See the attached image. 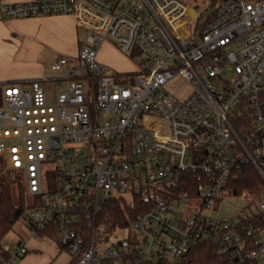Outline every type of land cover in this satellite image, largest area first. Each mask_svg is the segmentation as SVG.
<instances>
[{
    "label": "built area",
    "instance_id": "built-area-1",
    "mask_svg": "<svg viewBox=\"0 0 264 264\" xmlns=\"http://www.w3.org/2000/svg\"><path fill=\"white\" fill-rule=\"evenodd\" d=\"M195 2L0 3L9 17L71 14L87 31L78 53L51 61L48 73L0 81V159L25 177L31 236L46 233L70 264H179L202 241L228 264H264V226L241 231L208 213L244 164L264 178V0H203L214 10L194 21ZM107 39L136 70L98 61ZM239 195L264 220V191ZM114 199L145 208L112 220ZM28 251L24 239L2 246L0 264Z\"/></svg>",
    "mask_w": 264,
    "mask_h": 264
},
{
    "label": "crops",
    "instance_id": "crops-1",
    "mask_svg": "<svg viewBox=\"0 0 264 264\" xmlns=\"http://www.w3.org/2000/svg\"><path fill=\"white\" fill-rule=\"evenodd\" d=\"M19 1L28 0H0V3ZM82 31L71 14L9 17L4 7H0V81L48 73L50 62L61 54L78 53L82 39L87 36ZM104 53L100 48L98 57ZM27 227L19 229L20 241L24 239L29 250L19 264L71 263V255L54 239L48 236L36 239Z\"/></svg>",
    "mask_w": 264,
    "mask_h": 264
},
{
    "label": "trees",
    "instance_id": "trees-1",
    "mask_svg": "<svg viewBox=\"0 0 264 264\" xmlns=\"http://www.w3.org/2000/svg\"><path fill=\"white\" fill-rule=\"evenodd\" d=\"M243 121L244 119L235 123L241 134L244 129ZM22 177L20 172L8 168L6 162L0 159V250L3 246L1 239L15 228L27 208L28 198ZM190 180L196 181L197 176H192ZM227 190L229 194L239 195L248 192L258 196L264 191V178L253 163H246L229 179ZM144 208L142 200L129 203L125 199H114L107 203V214L112 220L127 222L128 218L134 220ZM237 221L241 231L248 226H264V220H261L255 211L239 213ZM41 235L46 237V233ZM228 262L229 260L213 242L202 241L195 243L180 259L179 264H228Z\"/></svg>",
    "mask_w": 264,
    "mask_h": 264
},
{
    "label": "rangeland",
    "instance_id": "rangeland-1",
    "mask_svg": "<svg viewBox=\"0 0 264 264\" xmlns=\"http://www.w3.org/2000/svg\"><path fill=\"white\" fill-rule=\"evenodd\" d=\"M197 8V14L194 18V21L198 19L200 14H202V20H205L209 14L214 10V6L211 5H204L203 0H196L195 2ZM86 36V30L83 29L82 31ZM87 37V36H86ZM83 41L86 39H82ZM101 49H104L105 53L104 56L97 57L98 61L101 64L108 65L113 69L120 70V71H133L136 70L137 64L136 61L131 58L128 54L122 52L118 46L110 39L104 41L101 45ZM65 55V54H61ZM60 56V54H59ZM68 56V55H66ZM225 75L232 76V71H225ZM184 81L176 82L173 86L174 88L178 89L182 86ZM49 86H54L53 83H49ZM189 91V85L185 83L182 88L179 90L178 94L181 96H185ZM23 182L25 183V177H22ZM249 195L248 192H246ZM28 204L25 210L24 215L20 218L18 223L16 224L15 228L12 229L9 233H7L2 239L1 243L3 246L12 247L13 245L17 244L21 240V236L19 234L20 227L25 228L28 225V217H29V210L31 206L32 199L30 196L27 195ZM251 198L246 196H240L235 194H226L222 202L218 205L215 209L208 210V213L214 216H226L228 218H232L233 221L237 220V216L239 213H251L252 211L256 212V206L254 204H250ZM28 228V227H27ZM128 229L118 230L117 234L120 237H124L127 234ZM264 235V233H263ZM53 243V242H52ZM55 244V243H54ZM53 244V245H54Z\"/></svg>",
    "mask_w": 264,
    "mask_h": 264
}]
</instances>
